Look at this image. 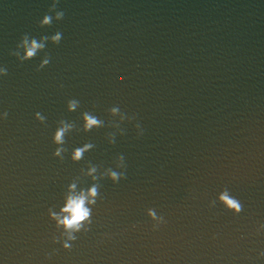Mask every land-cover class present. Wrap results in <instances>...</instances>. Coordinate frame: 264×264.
Wrapping results in <instances>:
<instances>
[{
  "label": "clouds",
  "instance_id": "1",
  "mask_svg": "<svg viewBox=\"0 0 264 264\" xmlns=\"http://www.w3.org/2000/svg\"><path fill=\"white\" fill-rule=\"evenodd\" d=\"M58 3V0H53V5L52 8L49 9V12H51L53 9H55L56 4ZM65 13L63 11H57L55 13V19L56 20H62L64 18ZM53 21V17L51 15L45 14L42 21H40L42 26H48L51 25ZM43 39H48V37H44ZM61 39V33L57 32L55 35L51 37V40L54 43H58ZM18 47H23L25 49V55L21 57V59H28L32 58L36 55L37 50L43 49L44 44L43 42H37L36 39H32L29 41V38L27 35H24L21 41V44L18 45ZM49 60H45L44 64H48ZM7 69L0 68V74H6ZM79 105V101L76 99H72L68 101V109L70 111L75 110ZM111 111L113 113L119 112V108H112ZM7 115V113H5ZM39 117V114H37ZM40 119H43V117H39ZM83 120L85 121V130L91 129L93 126H100L102 124V121L99 120L96 116L91 115L88 112H85L83 114ZM60 124L62 127H60L54 136V140L58 144H62L63 137L65 133L73 127L72 124L66 123L64 120L60 121ZM92 147L90 144H86L83 148H77L74 151L73 154V159L74 160H79L83 154L84 151H86L88 148ZM62 149H58L55 153V155H59ZM120 159H123V157H120ZM91 172L95 171V168L90 170ZM111 179L118 180L120 179L121 174H118L116 172H111L110 173ZM70 188L72 190L75 189V185H71ZM88 196L90 197H95L97 195V188L96 186H93L88 190L87 193ZM220 200L226 204L229 208L235 209L237 212L240 211V205L238 201L230 198L228 194L222 193L220 196ZM88 203H94V200L88 199ZM86 203V195L85 193L81 192L80 194H70L67 198V203L66 206L62 209V212L68 213L67 216H65L63 219H59V217H56L58 219V222L62 225H64L65 229H79L81 222L85 221L88 216H89V209L85 207ZM151 215L154 216V213H150ZM69 239H74L71 235L69 236ZM69 245H65V247H68Z\"/></svg>",
  "mask_w": 264,
  "mask_h": 264
},
{
  "label": "water",
  "instance_id": "2",
  "mask_svg": "<svg viewBox=\"0 0 264 264\" xmlns=\"http://www.w3.org/2000/svg\"><path fill=\"white\" fill-rule=\"evenodd\" d=\"M253 2L264 17V0H253Z\"/></svg>",
  "mask_w": 264,
  "mask_h": 264
}]
</instances>
